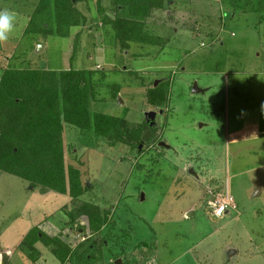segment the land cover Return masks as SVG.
<instances>
[{
  "label": "rangeland",
  "instance_id": "rangeland-1",
  "mask_svg": "<svg viewBox=\"0 0 264 264\" xmlns=\"http://www.w3.org/2000/svg\"><path fill=\"white\" fill-rule=\"evenodd\" d=\"M38 2L0 0V9L16 13L15 32L0 45V76L9 63L105 71L104 100L95 107L119 115L127 108L132 122L156 112L152 124L161 136L138 154L67 126L68 159L89 186L79 201L111 211L95 236L100 251L67 264H264L262 11L252 5L232 14L229 0H173L171 10L150 19L168 44L160 51L150 42L132 43L127 51L111 26L102 25L97 0L77 4L89 22L73 27L69 37L27 31ZM102 3L108 7L110 0ZM166 76L169 104H147L146 87ZM195 83L205 91L194 92ZM226 190L237 208L215 217L213 205ZM73 207L68 195L29 189L26 180L0 173V264L6 249L9 264H60L42 243L36 262L22 251L23 237L35 225L75 247L94 239L86 215L70 222Z\"/></svg>",
  "mask_w": 264,
  "mask_h": 264
},
{
  "label": "trees",
  "instance_id": "trees-1",
  "mask_svg": "<svg viewBox=\"0 0 264 264\" xmlns=\"http://www.w3.org/2000/svg\"><path fill=\"white\" fill-rule=\"evenodd\" d=\"M87 1L89 0H39L27 31H44L69 37L73 27L88 24L87 15L77 6L80 2ZM102 1L97 0L101 23L111 26L122 50L129 51L132 43L144 47L150 42L153 47H160L161 51L168 44L169 38L154 32L158 26L154 28L151 24L154 25L156 11L172 9L173 0H110L108 7H104ZM229 1L235 7L232 14L246 11L252 5L257 6L253 10L264 14V0ZM151 18L154 19L153 22L150 21ZM81 32L77 34L76 43ZM130 74L140 77V73L136 71H130ZM107 77L105 71L96 69L55 70L45 66L20 67L14 63H9L2 71L0 173L26 180L29 189L38 188L42 193L54 191L68 195L74 203L69 212L70 222L74 225L79 216L86 215L92 233L90 238L94 237L90 242L74 248L59 235L51 236L39 225H35L22 240V251L26 252L32 262L37 261L39 243L50 247L51 252L60 259V264H67L75 259L77 262L93 259V254L100 251L99 240L95 236L110 221V210L79 201L89 186L83 182L80 169L68 159L65 141L67 126L93 132L114 145H126L138 154L148 152L161 139L160 127L153 126L155 121L146 116L141 122H132L127 117V108L119 115L106 113L95 107L98 101L104 100L99 95L100 89L107 86ZM169 77L162 78L157 86L154 80L146 87L147 104L158 108H165L169 104ZM141 84L145 86L146 83L142 81ZM81 245L84 249L78 251ZM7 250L9 249L2 253Z\"/></svg>",
  "mask_w": 264,
  "mask_h": 264
},
{
  "label": "clouds",
  "instance_id": "clouds-1",
  "mask_svg": "<svg viewBox=\"0 0 264 264\" xmlns=\"http://www.w3.org/2000/svg\"><path fill=\"white\" fill-rule=\"evenodd\" d=\"M16 28V13L10 9H0V45L5 44L14 34ZM264 109V105H262ZM243 110L241 115H243Z\"/></svg>",
  "mask_w": 264,
  "mask_h": 264
},
{
  "label": "built area",
  "instance_id": "built-area-1",
  "mask_svg": "<svg viewBox=\"0 0 264 264\" xmlns=\"http://www.w3.org/2000/svg\"><path fill=\"white\" fill-rule=\"evenodd\" d=\"M236 209L237 206L234 203L233 197L230 192L226 190V192L221 194V197L218 198L213 205V215L215 217L221 218L225 213L229 212L230 208Z\"/></svg>",
  "mask_w": 264,
  "mask_h": 264
},
{
  "label": "water",
  "instance_id": "water-1",
  "mask_svg": "<svg viewBox=\"0 0 264 264\" xmlns=\"http://www.w3.org/2000/svg\"><path fill=\"white\" fill-rule=\"evenodd\" d=\"M161 80H156L155 81V86H157L158 84H159V82H160ZM193 91L194 92H204L205 91V89H201L200 87H199V85L197 84V83H195L194 84V87H193ZM120 101L123 103V99L121 98L120 99ZM156 112H151V111H149V112H146L145 113V116L149 119V120H152L153 122L155 121V119H156ZM161 144H163V143H161ZM164 145V144H163ZM165 146H166V144H165ZM9 257H10V253L8 252V251H6V252H4V253H2V260H1V264H6L7 263V261H8V259H9ZM117 264H122V260L121 259H119L118 261H117Z\"/></svg>",
  "mask_w": 264,
  "mask_h": 264
},
{
  "label": "crops",
  "instance_id": "crops-1",
  "mask_svg": "<svg viewBox=\"0 0 264 264\" xmlns=\"http://www.w3.org/2000/svg\"><path fill=\"white\" fill-rule=\"evenodd\" d=\"M80 230H81L80 232L82 233V229H80ZM81 233H80V234H81ZM63 240H64V239H63ZM64 241H66V240H64ZM68 243H70L71 245H73V244H72V241H71V242L69 241ZM77 244L80 245V244H82V242H81V243H77ZM78 245H76V246H78ZM74 248H76V247L74 246ZM40 251H41V250H40ZM3 253H4V252H3ZM11 256H12V255H11ZM105 259H106V258H105ZM68 263H69V262H68Z\"/></svg>",
  "mask_w": 264,
  "mask_h": 264
}]
</instances>
